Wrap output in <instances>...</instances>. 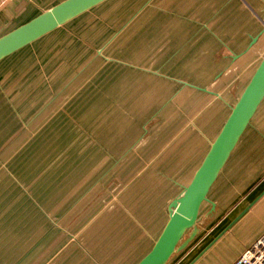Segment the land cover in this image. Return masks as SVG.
Listing matches in <instances>:
<instances>
[{
    "label": "crops",
    "instance_id": "1",
    "mask_svg": "<svg viewBox=\"0 0 264 264\" xmlns=\"http://www.w3.org/2000/svg\"><path fill=\"white\" fill-rule=\"evenodd\" d=\"M63 1L4 2L0 37ZM263 56L264 0H106L2 59L0 264H138ZM96 156L145 166L136 210L97 213L116 179L81 200L75 181L66 203L80 175L36 173ZM207 199L167 264H233L263 236L264 98ZM83 215L81 246L50 229Z\"/></svg>",
    "mask_w": 264,
    "mask_h": 264
},
{
    "label": "water",
    "instance_id": "2",
    "mask_svg": "<svg viewBox=\"0 0 264 264\" xmlns=\"http://www.w3.org/2000/svg\"><path fill=\"white\" fill-rule=\"evenodd\" d=\"M106 0H65L0 37V61ZM264 98V56L199 168L180 196L168 206V222L138 264H167L197 235L200 207ZM212 204V203H211ZM213 205V204H212ZM188 232V233H187ZM187 233L186 239L183 240ZM183 240V241H182Z\"/></svg>",
    "mask_w": 264,
    "mask_h": 264
},
{
    "label": "rangeland",
    "instance_id": "3",
    "mask_svg": "<svg viewBox=\"0 0 264 264\" xmlns=\"http://www.w3.org/2000/svg\"><path fill=\"white\" fill-rule=\"evenodd\" d=\"M91 144H81L80 146V151L79 153L82 155V160L83 157H86L87 154V149L90 148ZM103 156H96L95 158H91V160H88V162L85 163H79V161H64V162H58V163H52L53 166H47L43 167V169H40L39 165L37 167L38 172L37 174L45 173V170L49 169H55L57 170L56 173H60L63 168L66 170V175L68 174H78L80 177H75V179L72 178V176H69L68 178H65V191L66 193L65 202H69L70 199L68 198L67 191L68 186L71 187L75 181L79 183V186L81 189H88L82 193L81 191V198H84L87 195H91L89 197H93L96 192H99L103 187H108V183L110 181H113V179H116L117 182L114 183L112 186L108 187L105 192L102 194V201H101V206L98 209L97 213H103L106 212V209H110L111 206L108 205H114L113 207H120L119 204H123L127 202L129 204V209H134L136 210L138 208V202L136 200L137 196L139 193L137 192V178L138 174L141 173L144 169L145 166L142 167V169L139 171V173H134L133 169V164L132 161H104V157L101 160ZM108 163H111V166H108ZM34 164V163H32ZM44 164V163H42ZM157 165L155 162H149L147 165L152 166V165ZM109 167V168H107ZM160 168V167H159ZM126 170L125 175H128L129 177H121V172H124ZM89 178V179H88ZM40 180V178L38 179ZM151 179H149L150 181ZM90 182V183H89ZM90 185V186H89ZM129 193V194H128ZM79 201V200H78ZM77 203V201H75ZM82 203V202H81ZM116 205V206H115ZM70 212V211H68ZM91 216L85 217L84 215L82 216V221L80 222L81 226L77 230L75 226V222L73 224H66L68 226H61L57 222L53 221L50 229L51 230H59L61 233L65 235V238L68 239L67 243H70V245L78 246L82 245L80 242V237L83 235L85 236L86 233L88 232V225H92L90 223L93 219H90ZM90 219V220H89ZM76 233V234H75ZM80 233V234H79ZM78 234V235H77ZM83 241V240H82ZM84 242V241H83Z\"/></svg>",
    "mask_w": 264,
    "mask_h": 264
},
{
    "label": "built area",
    "instance_id": "4",
    "mask_svg": "<svg viewBox=\"0 0 264 264\" xmlns=\"http://www.w3.org/2000/svg\"><path fill=\"white\" fill-rule=\"evenodd\" d=\"M10 0H0V5ZM233 264H264V234L250 248L246 249Z\"/></svg>",
    "mask_w": 264,
    "mask_h": 264
}]
</instances>
